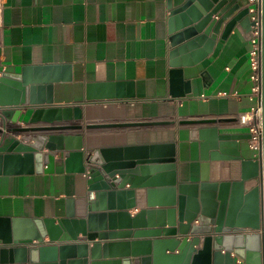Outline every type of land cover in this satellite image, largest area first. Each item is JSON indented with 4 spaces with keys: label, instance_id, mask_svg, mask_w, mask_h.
I'll use <instances>...</instances> for the list:
<instances>
[{
    "label": "crops",
    "instance_id": "crops-1",
    "mask_svg": "<svg viewBox=\"0 0 264 264\" xmlns=\"http://www.w3.org/2000/svg\"><path fill=\"white\" fill-rule=\"evenodd\" d=\"M0 1V75L8 78L6 86L13 87L11 83L25 70L29 85L41 88L51 84L53 104L79 107L82 119L74 122L83 128L65 133L80 132L85 151L172 143L177 184H220L240 179V159L201 158L197 144L202 129L207 133L214 129L212 135L218 137L217 141L227 144L224 154L237 152L245 160L257 158V152L249 146V127L256 121L251 108L256 99L251 96L250 30L246 25L237 24L226 38L216 39L206 57L179 68L172 66V61L180 62L181 57H171L168 31L174 0ZM172 75H180L183 80L172 85L177 92H183L186 81L190 92L170 94ZM90 88L95 94L110 90L114 97L87 100ZM45 94L42 88L38 95ZM16 111L0 107V152H6L14 138H22L21 130L32 113L31 108H21L15 122ZM49 133L64 131L36 134ZM192 143L196 146H190ZM86 179L83 173L66 171L0 174V216L42 220L62 218L68 210L78 218L85 201L93 196ZM257 181L245 182L242 195ZM160 184L161 188L169 186L166 175ZM127 188L128 184L124 186ZM132 200L135 205L127 210L130 217L148 209L145 188H136ZM239 201L236 212L246 213L244 198ZM161 202L156 199L150 208H168ZM112 221V228H124L119 216ZM105 222L107 225L109 220ZM253 232L245 229L243 234ZM128 240L132 239H113L117 245L101 248L97 262L121 264L119 260L128 254ZM201 245L200 241L196 248ZM90 249L89 243V264ZM251 253L243 247L231 252L230 257L233 264H264L255 263Z\"/></svg>",
    "mask_w": 264,
    "mask_h": 264
},
{
    "label": "water",
    "instance_id": "water-1",
    "mask_svg": "<svg viewBox=\"0 0 264 264\" xmlns=\"http://www.w3.org/2000/svg\"><path fill=\"white\" fill-rule=\"evenodd\" d=\"M173 2L168 18L170 55L181 57L180 62L172 61L173 67L192 65L206 57L216 39L226 38L237 24L249 30L254 24L248 0ZM259 14L261 151L252 160L243 159L237 152L224 154L227 144L217 141L218 137L212 135L214 129L210 133L200 130L201 141L197 144L204 160H241L240 179L232 183L177 184L172 143L100 147L87 152L80 132L65 133L83 128L74 122L82 119L79 107L53 104L51 84L41 88L29 85L25 70L11 83L13 87L6 86L8 78L0 75V107L17 109L13 121H17L21 108L32 109L27 126L21 130L24 138H14L6 152H0V174L83 173L88 191L93 193L78 218L68 210L62 218L42 220L0 216V264H89V243L91 264H101L97 262L99 250L117 245L113 239H132L126 242L128 254L119 260L121 264H233L231 252L243 247L251 249L255 263H264V0H260ZM181 81L180 75H172L170 94L183 96L190 92L188 81L184 82L183 92H177L174 86ZM42 88L46 94L39 96ZM91 90L87 100L114 97L110 90L96 94ZM43 131L64 133L36 134ZM163 175L169 184L166 188L159 186ZM252 179H258L257 184L243 196L244 183ZM136 188L146 189L148 209H140L130 217L127 210L135 205L132 197ZM242 197L246 213L241 214L236 208ZM154 199L168 208L151 209ZM115 216L121 218L124 228H112ZM245 229L254 232L243 234ZM200 241L201 248H196Z\"/></svg>",
    "mask_w": 264,
    "mask_h": 264
},
{
    "label": "built area",
    "instance_id": "built-area-1",
    "mask_svg": "<svg viewBox=\"0 0 264 264\" xmlns=\"http://www.w3.org/2000/svg\"><path fill=\"white\" fill-rule=\"evenodd\" d=\"M250 3L251 20L254 24L249 32V61L251 67L250 79L252 81L251 96L256 99L251 112L256 116V121L249 127V146L258 154L261 151L262 126H261V23H260V0H248ZM1 23V1H0V35Z\"/></svg>",
    "mask_w": 264,
    "mask_h": 264
}]
</instances>
